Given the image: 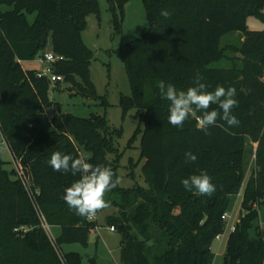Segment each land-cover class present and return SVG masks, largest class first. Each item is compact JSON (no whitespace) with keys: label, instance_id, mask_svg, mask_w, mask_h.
<instances>
[{"label":"trees","instance_id":"trees-1","mask_svg":"<svg viewBox=\"0 0 264 264\" xmlns=\"http://www.w3.org/2000/svg\"><path fill=\"white\" fill-rule=\"evenodd\" d=\"M108 1L115 16L117 8L123 15L126 0ZM142 1L148 27L120 49L132 93L121 98L120 106L124 115L137 110L147 188L118 185L105 196L118 210L108 223L122 235L121 264H213L212 245L225 233L223 216L245 182L249 155L255 166L245 185V213L228 237L225 264H264V230L255 225L264 205V31L247 27L248 17H264V0ZM164 9L167 18L160 14ZM98 10V0H0V264L82 262L78 253L59 256L15 168L9 169L3 157L5 143L39 192L48 224L60 228L56 242L61 251L71 244L88 248L100 212L90 221L69 209L64 189L79 174L54 171L47 162L51 154H89L90 163L111 167L119 178V162L110 158L114 145L107 119L62 113L50 98L62 82L52 88L47 77L21 64L43 56L50 45L65 58L52 65L54 73L78 95L100 100L90 73L93 53L82 39L87 16ZM33 13L37 19L30 25L27 15ZM232 33L240 43L223 46ZM221 61L228 68L210 67ZM197 74L209 91L217 85L237 89L239 106L233 114L238 126L218 119L206 133L199 127L203 112L190 116L183 128L168 123L170 102L160 96L158 83L186 90ZM46 108L56 111L50 124L43 117ZM212 109L219 111L217 105ZM187 151L196 162H186ZM199 170H206L216 186L210 197L188 192L180 183ZM21 227L29 230L16 232Z\"/></svg>","mask_w":264,"mask_h":264},{"label":"rangeland","instance_id":"rangeland-1","mask_svg":"<svg viewBox=\"0 0 264 264\" xmlns=\"http://www.w3.org/2000/svg\"><path fill=\"white\" fill-rule=\"evenodd\" d=\"M98 2V14L90 13L87 16V28L82 33V39L86 47L93 53L90 67L91 79L95 91L101 99L95 100L78 95L77 88L65 82L56 86V89L51 92L50 98L54 104L60 106L62 113L73 114L81 118H90L92 115L105 117L114 145V153L110 158L119 162V187L122 189H132L136 186L147 188L142 175L145 165V160L141 157L142 134L136 136V131L139 128L137 110L131 109L124 115L120 106L122 97H131L132 95L120 49L124 44L141 38L144 29L148 27L146 9L142 0H126L123 15L117 8L115 16L108 0H98ZM36 19V13L27 15L30 25H33ZM247 27L252 31H264V17H248ZM240 41V36L232 33L225 36L222 43L223 46H228L239 44ZM49 48L50 45L47 51ZM24 67L27 70L35 69L37 72H41L43 69L37 59L26 63ZM210 67L228 68V65L225 61H221L213 63ZM50 69L52 70V68ZM52 72L54 73L53 70ZM103 99H106L107 105L103 104ZM55 115L54 108H46L43 112L44 120L48 124L51 123L49 121ZM118 131H121V135H118ZM135 136L136 138L133 139ZM2 154L4 159L10 163L9 169L15 168V163L6 145H3ZM254 160L255 158L249 155L245 182L239 192L230 198L227 228L225 233L212 245V252L215 254L213 264H225L228 237L236 227L241 213H245L243 208L244 190L254 171ZM258 212L259 218L255 225L264 230V205L258 208ZM117 213L118 210L111 207L100 211L97 215L99 228L91 231L88 248H84L80 244L64 245L62 252L78 253L82 258L81 264H121L122 235L117 231L111 232L108 223L109 219ZM51 229L55 238L60 235V228L51 227Z\"/></svg>","mask_w":264,"mask_h":264},{"label":"clouds","instance_id":"clouds-1","mask_svg":"<svg viewBox=\"0 0 264 264\" xmlns=\"http://www.w3.org/2000/svg\"><path fill=\"white\" fill-rule=\"evenodd\" d=\"M160 14L165 18L170 15L167 9L162 10ZM192 85L186 90L178 91L172 83L164 81L158 83L160 96L170 102L168 116L170 125L183 128L185 121L196 112H203L199 119V127L206 133L218 119L226 122L229 127L239 125L240 121L233 114V109L239 106L235 87L225 88L223 85H217L214 90L209 91V86L200 74L195 76ZM240 91L244 92L245 89L242 88ZM212 105H217L219 111L217 109L209 111ZM184 155L186 162L197 161V156L191 151L185 152ZM90 159L91 156L88 154L73 157L71 154L56 151L47 161L54 171L71 172L73 176L79 174V179L64 189L62 199L75 215L85 219L109 208L111 204L105 196L120 184V179L111 167L93 165L89 162ZM180 183L186 191H195L201 196L210 197L216 191V186L206 170H199L198 174L183 178Z\"/></svg>","mask_w":264,"mask_h":264},{"label":"built area","instance_id":"built-area-1","mask_svg":"<svg viewBox=\"0 0 264 264\" xmlns=\"http://www.w3.org/2000/svg\"><path fill=\"white\" fill-rule=\"evenodd\" d=\"M37 60H38V63L41 66H43L42 67L43 68L42 71L38 72L39 77H47L50 80V82H51L52 88H54L58 84V82H63L62 77L59 76V75H56L55 73H53L50 68H52L53 64L60 63V62L64 61L65 60L64 57L56 55L52 51H47L43 56L39 57ZM47 67H50V68H47ZM51 121H49V122H51ZM5 145L7 146L8 150L10 152V149H9L8 145L6 143H5ZM11 156H12L13 161L15 163V170H16V173H17V177L21 181L23 186L25 187V189H26V191H27V193H28V195H29V197L31 199V202H32V204H33V206L35 208V211H36V213L38 215V218L40 220L41 228H43V230L46 232L50 242L52 243V245L57 250V252H58L59 256L61 257V259H63V252L60 249H58L56 238L52 234V231H51L52 230L51 226L48 224L47 219L45 218V216H44V214H43V212H42V210H41V208H40V206L38 204L37 196L39 195V192L37 190L35 191L33 189L30 177L28 176L26 170L23 168L21 163L16 158H14L12 153H11ZM228 217H229V215L227 213V214H225L223 216V220L227 222ZM95 219H96L95 216L89 218L90 221H93ZM96 229L98 230V228H96ZM234 229L235 228H233L232 231H234ZM28 230L29 229L26 228V227H21L19 229H16V232H25L26 233ZM110 231L111 232H116V228L111 226L110 227ZM221 236H219L217 239H219Z\"/></svg>","mask_w":264,"mask_h":264},{"label":"crops","instance_id":"crops-1","mask_svg":"<svg viewBox=\"0 0 264 264\" xmlns=\"http://www.w3.org/2000/svg\"><path fill=\"white\" fill-rule=\"evenodd\" d=\"M49 50L51 51V47L49 48ZM48 50V51H49ZM30 62H32V61H30ZM30 62H22L21 64H22V67L24 68V70H27L25 67H24V65L26 64V63H30ZM33 70H35V69H33ZM240 220V219H239ZM239 222V221H238Z\"/></svg>","mask_w":264,"mask_h":264},{"label":"water","instance_id":"water-1","mask_svg":"<svg viewBox=\"0 0 264 264\" xmlns=\"http://www.w3.org/2000/svg\"><path fill=\"white\" fill-rule=\"evenodd\" d=\"M252 207H253V206H252V204H250V206L248 207V209H249V210H251V209H252Z\"/></svg>","mask_w":264,"mask_h":264}]
</instances>
